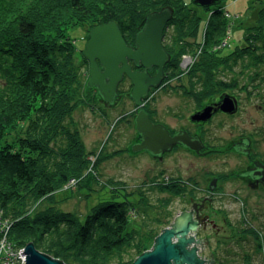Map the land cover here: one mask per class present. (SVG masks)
<instances>
[{
  "label": "trees",
  "instance_id": "trees-1",
  "mask_svg": "<svg viewBox=\"0 0 264 264\" xmlns=\"http://www.w3.org/2000/svg\"><path fill=\"white\" fill-rule=\"evenodd\" d=\"M223 1L203 6L211 16L201 38L203 15L185 0H0V208L13 219L11 236L16 242H33L65 264H131L150 248L152 244L147 245L136 231H126L132 204L121 189L111 191L115 199L100 201L84 216L56 203L31 210L38 200L41 203L56 194L85 168L83 140L77 132L67 134L69 129L62 123L76 100L69 98L73 97L69 69L75 65L68 62L73 45L66 40V32L80 22L115 20L128 38L142 28L149 13L172 7L173 18L163 41L173 58L166 65V77H180L182 55L197 54L187 73L190 89L183 87V91L198 94L199 102L205 92L240 97L245 90L254 92L252 88L264 86V7L256 24L248 28L244 43L225 53L219 45L229 34L230 20L224 16ZM73 80L80 81L76 76ZM72 88L77 92V87ZM25 121L29 125L17 146L4 141L10 129ZM74 147L78 149L77 164L69 160ZM157 187L194 197V190L177 180ZM122 195L124 200H116ZM164 202L166 206L169 199ZM243 222L234 237L240 241L252 236L257 251L262 252L263 231L246 217ZM245 258L246 264H254L251 255ZM212 264H223V260L215 256Z\"/></svg>",
  "mask_w": 264,
  "mask_h": 264
},
{
  "label": "rangeland",
  "instance_id": "rangeland-1",
  "mask_svg": "<svg viewBox=\"0 0 264 264\" xmlns=\"http://www.w3.org/2000/svg\"><path fill=\"white\" fill-rule=\"evenodd\" d=\"M185 1L198 8L203 15L202 38L211 12L193 0ZM222 4L226 11L234 14L233 18L224 15L230 20L229 34H226L228 39L219 45L228 53L244 43L248 28L256 24L259 11L264 7V0H224ZM100 24L103 23L80 22L66 32L69 36L66 40L73 45L68 62L75 65L69 69L72 72L70 77L73 75L69 84L73 97L69 98L76 100L71 112L64 114L62 123L69 129L67 134L75 135L70 130L77 132L84 142V171L72 176L53 196L41 203L38 200L31 210L38 207L44 209L50 203H56L64 210L75 209L84 216L100 201L115 199L111 191L121 189L132 204L126 231H136L147 241V245H153L151 234L154 231L167 221L170 223L164 228L170 226L182 211H189L194 202H201L209 195L213 197V202H207L209 207L205 211L218 229L206 232L199 227L190 232L196 239H201L198 243L200 256L206 259L218 256L223 264H246L245 257L251 255L254 264H264V250L257 251V243L252 236L240 241L234 237L237 228L244 225V217L264 233V187L253 188L247 180L237 176V171L248 166L252 159L264 157V109H260V105L264 106V86L252 88L254 92L245 90L241 93L243 98L237 113H217L201 126L193 122L190 116L199 107L208 104L206 101L211 97L205 92L199 102L198 94L183 91V87L190 89L187 73L197 59V54H187L193 58L190 63H185L183 54L180 61L183 74L180 77H166L159 87L151 89L149 96L143 100L144 107L148 108L146 110L151 119L164 124L172 135L180 130L198 133L207 144L206 153H196L183 145H176L162 156L148 150L133 151L132 145L140 141L141 136L135 123L139 107L130 97L131 80L124 79L120 86L121 95L115 104L104 101L98 89L87 84L90 69L84 51L91 29ZM127 39L134 44L135 34ZM75 76L80 81L75 82ZM72 87H77V92ZM28 125L29 121H25L10 129L4 141L17 146L19 137L25 134ZM244 134L250 135L254 141L251 156L233 147ZM65 136L61 140H65ZM53 143L56 145V142ZM74 149L75 152H70L69 160L77 164L78 149ZM215 177L216 190L211 193L208 189ZM174 180L194 190L193 200L188 194L184 197L174 195L157 187L159 183ZM122 196L116 197V200H124ZM164 199H169L166 206Z\"/></svg>",
  "mask_w": 264,
  "mask_h": 264
},
{
  "label": "water",
  "instance_id": "water-1",
  "mask_svg": "<svg viewBox=\"0 0 264 264\" xmlns=\"http://www.w3.org/2000/svg\"><path fill=\"white\" fill-rule=\"evenodd\" d=\"M195 1L201 6H210L219 0ZM173 13L172 7L149 13L142 28L136 33L134 46L128 44L117 21L111 20L97 25L91 29L84 51L90 69L87 84L97 88L104 101L115 104L119 97L120 82L125 75L131 80L130 97L139 107L135 123L141 136L140 141L132 145V150H148L156 156H162L177 144H182L196 153H200L204 147L199 136H192L187 131L172 135L164 124L154 122L144 107L143 100L149 96L151 88L162 84L165 66L171 60L170 53L164 48L163 39ZM131 60L137 65H143L144 70L133 69ZM154 66L158 70L152 74ZM237 109V99L225 94L218 103L206 105L190 118L192 121L206 122L215 112L232 114ZM216 180L217 178L213 179L212 187L216 186ZM198 204L195 202L189 211H182L176 216L175 221L154 239L152 247L141 253L131 264H207L214 261L212 257L206 259L200 256L198 243L201 239L190 235L192 230H197L201 225L206 227L210 218L208 214L199 213ZM24 250L27 259L23 264H65L59 258L37 249L33 242L28 243Z\"/></svg>",
  "mask_w": 264,
  "mask_h": 264
},
{
  "label": "flooded vegetation",
  "instance_id": "flooded-vegetation-1",
  "mask_svg": "<svg viewBox=\"0 0 264 264\" xmlns=\"http://www.w3.org/2000/svg\"><path fill=\"white\" fill-rule=\"evenodd\" d=\"M124 35V34H123ZM136 36V35H135ZM124 37H125V39H126V41L128 42V39L126 38V36L124 35ZM128 44H130L129 42H128ZM130 45H135V40H134V44H130ZM165 48V47H164ZM171 55V54H170ZM173 60V58H172V56H171V60H170V62ZM169 62V63H170ZM130 63L132 64V66H133V69H135V70H144V66L143 65H137L136 63H135V61H133V60H131L130 61ZM168 64V63H167ZM166 64V65H167ZM157 70H158V67H156V66H154L153 67V69L151 70V73L152 74H155L156 72H157ZM166 76H167V74H166V66H165V72H164V78H163V81H164V79L166 78ZM125 78H128L127 77V75H125L124 76V79ZM124 79L120 82V84H119V87H118V90H119V95H121V92H120V86H121V84L123 83V81H124ZM97 89V88H96ZM151 89H153V88H151ZM151 89H150V91H151ZM226 94H230V95H232V96H234L236 99H237V102H238V109H237V111L235 112V113H237L239 110H240V101H241V98H243L242 97V95L239 97L238 95H235V94H232V93H226ZM225 94H223V95H219V94H217L216 96L215 95H213V96H210L211 98L209 99H207V103L208 104H216V103H218L220 100H221V98L224 96ZM208 104H206V105H208ZM205 105V106H206ZM205 106H203V107H199L197 110H195L194 112H196V111H199V110H201V109H203ZM263 108V106L262 105H260V109H262ZM217 113H225L226 114V112H223V111H218V112H215L214 114H213V116L210 118V119H212ZM235 113H232V114H235ZM228 114H231V113H228ZM209 119V120H210ZM193 122H196V121H193ZM208 122V120L206 121V122H196L197 124H199V125H205L206 123ZM180 131H187V130H180ZM179 132V131H178ZM189 134H191L192 136H194V135H197V136H199L201 139H202V141H203V138L198 134V133H191V132H189V131H187ZM177 133V132H176ZM175 134V133H174ZM262 134H264V133H262ZM239 141L238 142H236V143H234L233 144V147L238 151V152H240V153H243L244 155H247V156H251L252 155V149L254 148V141H253V138L250 136V135H248V134H244L243 136H241L239 139H238ZM139 142V141H138ZM203 143H204V141H203ZM235 144H240L239 145V147H235L234 145ZM177 145H182V144H177ZM176 146V145H175ZM174 146V147H175ZM207 147V144H205L204 143V147L202 148V150H201V152L199 153V154H203V153H206V148ZM157 156H160V155H157ZM252 159V158H251ZM237 176L239 177V178H241V179H243V180H247L248 181V183H249V185L251 186V187H253V188H257V187H264V157H262V159L260 158H254V159H252L251 161H250V163H249V165L248 166H246L245 168H243L242 170H239V171H237ZM216 178V177H215ZM215 190H216V186H211V184L209 185V189H208V191L209 192H211V193H214L215 192ZM207 197V200L205 201V203H202V202H197V203H199L198 204V207H199V213L200 214H208L206 211H205V209H207V207H209V204H207V202H213V197H211V196H209V195H207L206 196ZM202 204H204L203 205V207H201V205ZM210 216V215H209ZM200 227H202V228H204V229H208V228H216L217 226H216V224L214 223V221H213V219L210 217L209 218V220H208V223H207V226L206 227H204L203 225H201Z\"/></svg>",
  "mask_w": 264,
  "mask_h": 264
},
{
  "label": "built area",
  "instance_id": "built-area-1",
  "mask_svg": "<svg viewBox=\"0 0 264 264\" xmlns=\"http://www.w3.org/2000/svg\"><path fill=\"white\" fill-rule=\"evenodd\" d=\"M225 15L233 18L234 14L226 11ZM183 58L185 63H190L193 57L185 54ZM12 229L13 219L4 208H0V264H23L27 259L24 250L26 245H21L12 238Z\"/></svg>",
  "mask_w": 264,
  "mask_h": 264
},
{
  "label": "bare ground",
  "instance_id": "bare-ground-1",
  "mask_svg": "<svg viewBox=\"0 0 264 264\" xmlns=\"http://www.w3.org/2000/svg\"><path fill=\"white\" fill-rule=\"evenodd\" d=\"M151 247H152V246H151ZM151 247H150V248H151Z\"/></svg>",
  "mask_w": 264,
  "mask_h": 264
}]
</instances>
